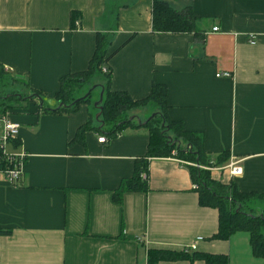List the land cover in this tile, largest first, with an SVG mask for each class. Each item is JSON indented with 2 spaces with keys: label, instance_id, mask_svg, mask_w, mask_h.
I'll list each match as a JSON object with an SVG mask.
<instances>
[{
  "label": "crops",
  "instance_id": "1",
  "mask_svg": "<svg viewBox=\"0 0 264 264\" xmlns=\"http://www.w3.org/2000/svg\"><path fill=\"white\" fill-rule=\"evenodd\" d=\"M166 1L192 9L198 37L154 32L153 0H0V69L54 107L61 78L85 71L97 32H111L112 90L138 100L154 83L166 85L168 117L202 137L212 176L264 194V0ZM73 11L81 13L75 27ZM224 72L231 75L218 76ZM39 103L20 99L8 111L21 129L7 150L27 157L17 182L0 171V229L11 230L0 235V264H148L149 249L193 243L190 252L228 260L154 264H264L248 232L213 238L219 210L200 204L189 162L175 153L150 158L148 191L114 200L149 150L145 128L127 127L107 142L95 129L78 138L88 104L45 113ZM221 154L227 161L216 164ZM230 162L242 173L232 175Z\"/></svg>",
  "mask_w": 264,
  "mask_h": 264
},
{
  "label": "trees",
  "instance_id": "2",
  "mask_svg": "<svg viewBox=\"0 0 264 264\" xmlns=\"http://www.w3.org/2000/svg\"><path fill=\"white\" fill-rule=\"evenodd\" d=\"M81 16L79 11H73L72 23ZM196 16L190 7L177 9L166 0H153L152 24L153 31L158 33H194L199 36L200 30L195 25ZM113 33L97 32L96 46L89 66L85 71L70 73L61 78L60 88L54 98L57 104L53 107L49 104L48 96L43 91L33 90L27 93H11L0 103V114L9 111L10 100L13 97L19 99H38L45 113H63L76 111L81 103H90L92 90L88 95L77 96V90L86 82H92L97 75H103L105 81L95 84L102 90V101L96 106L101 112L99 120L102 125L94 126L88 120L78 130V138H81L88 130H97L106 134L111 139L121 133L127 127H143L149 132V150L145 156L138 157L135 162V173L132 177L124 178L119 188L114 193V200L122 202L123 195L127 191H148V167L150 158L170 156L176 151L178 158L189 162V170L194 183L197 184L200 204L214 207L219 210V228L213 236L216 239H228L238 231H246L250 235L252 253L255 257L264 258V194L250 191H240L235 182L224 183L212 176L213 165L202 151V137L194 132L183 129L181 123L172 120L167 115L166 85L154 83L150 94L142 99L135 100L126 91H115L111 88L112 68L109 53L112 44ZM107 70L104 71L103 68ZM5 74L0 69V80ZM100 99V98H99ZM150 104L158 106L154 116L145 122L136 123L129 118V111L142 109ZM107 125V130L104 126ZM227 161L226 154H221L216 164ZM5 163L0 161V169L5 168ZM147 175V178L143 177ZM11 230L0 229V235H10ZM179 259H204L209 263L226 262L225 255L211 253L190 252L188 250L175 251L168 249H149L148 264H154L160 260Z\"/></svg>",
  "mask_w": 264,
  "mask_h": 264
},
{
  "label": "built area",
  "instance_id": "3",
  "mask_svg": "<svg viewBox=\"0 0 264 264\" xmlns=\"http://www.w3.org/2000/svg\"><path fill=\"white\" fill-rule=\"evenodd\" d=\"M214 30H218V27H215ZM254 43L255 41L252 40ZM104 71L107 70L106 67L103 68ZM230 76V72H224L222 74H218V76ZM21 125L19 122L15 121L9 112L4 114H0V161L5 163V168H1L6 177L11 182H17L22 176L24 169V162L27 157L26 152L20 153H12L7 150V146L9 142L15 138H17L20 134ZM100 142H107V138L105 136L99 137ZM229 168L230 173L232 175H239L242 173V167L238 164V162H230L225 166ZM144 178H147L146 174H143ZM197 187V186H196ZM140 239V238H139ZM196 243H193L189 249H195Z\"/></svg>",
  "mask_w": 264,
  "mask_h": 264
},
{
  "label": "rangeland",
  "instance_id": "4",
  "mask_svg": "<svg viewBox=\"0 0 264 264\" xmlns=\"http://www.w3.org/2000/svg\"><path fill=\"white\" fill-rule=\"evenodd\" d=\"M105 81V77L103 75H97L94 77L92 82H86L84 83L78 90L76 95L82 97L83 95L85 96L87 93H89L90 90H92V96L90 97V103H86L89 106V118L94 122L96 126H101L102 123L99 121L100 116L98 109L96 108V102L100 98L101 91L98 90L99 88H94L95 84L97 83H103ZM25 88L23 86V82L20 81H14L11 79L8 75H5L3 80H0V96H9L11 93L15 92L16 94L20 93H26ZM20 100V99H19ZM11 104L15 103L18 101L16 97H13L10 100ZM158 106H155L153 104H150L143 109H137V110H132L129 111L128 115L129 118L131 119L132 117H136L133 119L134 122L139 123V120H143L144 118L147 117H152L155 114V110ZM101 115V114H100ZM140 118V119H139ZM104 128L107 130L108 126L105 125ZM172 153L176 154V151H173Z\"/></svg>",
  "mask_w": 264,
  "mask_h": 264
},
{
  "label": "water",
  "instance_id": "5",
  "mask_svg": "<svg viewBox=\"0 0 264 264\" xmlns=\"http://www.w3.org/2000/svg\"><path fill=\"white\" fill-rule=\"evenodd\" d=\"M102 94H103V92L101 93L100 99L96 102V106H99V103L102 101ZM86 95H88V93ZM100 114H101V112L99 113L98 116H100Z\"/></svg>",
  "mask_w": 264,
  "mask_h": 264
}]
</instances>
